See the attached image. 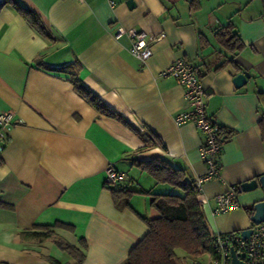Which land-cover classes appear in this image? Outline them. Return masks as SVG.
Returning <instances> with one entry per match:
<instances>
[{
  "label": "crops",
  "instance_id": "obj_1",
  "mask_svg": "<svg viewBox=\"0 0 264 264\" xmlns=\"http://www.w3.org/2000/svg\"><path fill=\"white\" fill-rule=\"evenodd\" d=\"M1 1V0H0ZM17 0L41 19V33L13 6H0V113L13 123L0 142V264H61L72 259L52 238L21 232L61 222L54 236L78 245L80 264H124L156 215L150 193L170 191L134 161L164 157L191 180L205 173L194 123L177 125L188 108L183 87L160 71L183 58L206 89V112L232 131L222 145L220 178L198 194L211 234L251 225L250 206L259 190L237 192L238 207L213 214L214 197L264 174V0ZM231 25L243 43L232 52L217 31ZM117 26L164 34L142 63ZM107 106L150 138L117 118L98 113L71 82V71ZM246 71L240 86L233 77ZM113 165L124 179L105 185ZM112 189L130 191L125 197ZM178 252V251H177ZM178 254V253H177ZM176 254L173 264H183ZM212 257V253H211Z\"/></svg>",
  "mask_w": 264,
  "mask_h": 264
},
{
  "label": "trees",
  "instance_id": "obj_2",
  "mask_svg": "<svg viewBox=\"0 0 264 264\" xmlns=\"http://www.w3.org/2000/svg\"><path fill=\"white\" fill-rule=\"evenodd\" d=\"M5 4L13 6L32 26L45 34L42 21L34 11L19 4L17 0L0 1V6ZM216 34L220 43L228 50L237 52L242 49L243 43L239 36L232 32L231 25L224 26ZM64 68L71 71L74 89L98 113L117 118L128 125L145 144L150 141L146 133H141L134 128L101 101L94 91L85 86L78 79L76 69H69L70 65ZM219 130V135L225 143L232 135V131L222 126H219ZM134 163L153 177L157 183L169 185L171 190L166 193H148L151 197V208L156 215L146 220L148 231L129 251L124 264H173L177 250H182L194 259L207 250L212 253L211 233L201 202L197 197L199 191L194 186V180L190 179L185 170L173 166L164 157L158 156L146 161H134ZM236 187L238 188V185ZM112 193L113 195L122 194L125 197L130 195V191L122 189H112ZM0 206H2L1 203ZM246 210L251 214L252 206H246ZM56 228L71 230L72 226L61 222H55L52 225H34L31 230L21 232V235L36 240L52 238L53 243L71 257L72 262L65 264H80L85 258L87 248L85 240L79 239L78 245L70 244L54 236ZM47 260L49 264H61L53 257H48Z\"/></svg>",
  "mask_w": 264,
  "mask_h": 264
},
{
  "label": "built area",
  "instance_id": "obj_3",
  "mask_svg": "<svg viewBox=\"0 0 264 264\" xmlns=\"http://www.w3.org/2000/svg\"><path fill=\"white\" fill-rule=\"evenodd\" d=\"M107 2L110 6L114 5L113 0H107ZM121 36H126L130 40L129 52L142 63H145L152 55V43L161 39L164 34L150 35L135 28L125 29L122 26H117L113 32V37L118 39ZM159 75L172 77L177 84L183 87V95L188 108L174 116L175 123L180 125L192 122L203 136L199 153L206 171L194 179V186L200 192L203 183L220 178V153L224 144L219 135L220 125L214 122L206 112V89L191 63L183 58L176 59L161 70ZM12 120L11 112L0 113V142L5 140L6 132L13 123ZM123 179V173L115 169L113 165L106 167L105 185H114ZM237 192V187L232 185L225 193L216 195L212 213L219 214L237 208ZM251 229V234L247 238L243 237L240 231L211 234L212 257L210 264H230L231 248H234L238 258L243 260L245 264H264V222L253 224Z\"/></svg>",
  "mask_w": 264,
  "mask_h": 264
},
{
  "label": "water",
  "instance_id": "obj_4",
  "mask_svg": "<svg viewBox=\"0 0 264 264\" xmlns=\"http://www.w3.org/2000/svg\"><path fill=\"white\" fill-rule=\"evenodd\" d=\"M127 5L131 6L133 5L132 0H127ZM249 77V73L246 71L238 73L235 75L232 79L233 84L236 87H240L245 80ZM259 190L261 192V197L254 201L251 206V214L249 215V221L251 225L245 229L239 230L241 235L245 238H247L251 234V226L253 224H259L261 222H264V174L255 177L251 180L242 182L238 185L237 191L240 192H250ZM230 256H231V263L230 264H245L243 260L238 258V256L235 253L234 248L230 249Z\"/></svg>",
  "mask_w": 264,
  "mask_h": 264
},
{
  "label": "rangeland",
  "instance_id": "obj_5",
  "mask_svg": "<svg viewBox=\"0 0 264 264\" xmlns=\"http://www.w3.org/2000/svg\"><path fill=\"white\" fill-rule=\"evenodd\" d=\"M178 256L181 258V261L183 264H210L211 263V253L209 250H207L203 255L197 257V258H191L186 253H184L182 250H177Z\"/></svg>",
  "mask_w": 264,
  "mask_h": 264
}]
</instances>
